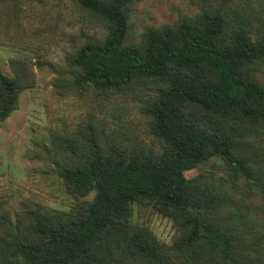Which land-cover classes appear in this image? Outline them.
I'll return each mask as SVG.
<instances>
[{
    "label": "trees",
    "instance_id": "16d2710c",
    "mask_svg": "<svg viewBox=\"0 0 264 264\" xmlns=\"http://www.w3.org/2000/svg\"><path fill=\"white\" fill-rule=\"evenodd\" d=\"M72 1L80 13L98 17L109 29L102 42H87L73 55L78 80L99 91L133 80L156 84L160 92L146 110L163 154L111 156L93 133L66 137L62 150L72 160L60 165L61 176L73 190H94L93 199L80 202L65 221L36 224L31 239L16 249L0 244V264H12V252H20L24 264H96L92 248L112 234L149 264H176L159 254L146 228L128 225L129 205L151 201L192 220L188 207H206L205 202L223 195L221 186L184 174L186 166L208 155L223 159L233 171L258 177L260 169L249 152L235 144L240 133L264 130V86L248 71L264 62V34L252 39L248 27L219 9H206L195 17L183 15L172 25L148 28L140 43H128L131 0ZM9 65L12 75L0 72V121L35 81L29 62L12 57ZM193 224L175 242L189 264L207 252L214 256L212 264L235 255L233 235L209 221Z\"/></svg>",
    "mask_w": 264,
    "mask_h": 264
},
{
    "label": "rangeland",
    "instance_id": "374dc122",
    "mask_svg": "<svg viewBox=\"0 0 264 264\" xmlns=\"http://www.w3.org/2000/svg\"><path fill=\"white\" fill-rule=\"evenodd\" d=\"M206 9H219L248 27L252 39L264 34V0H131L127 42L140 43L148 28L172 25L183 15L195 17ZM108 32L103 20L80 13L72 0H0V72L13 74L12 57L29 62L35 71L33 85L20 92L16 108L0 121V244L4 249H16L31 239L36 224L65 221L80 202L93 199L94 190H73L61 176L60 165L72 160L62 150L66 137L93 133L111 156L163 154L146 110L148 101L160 92L156 84L133 80L99 91L78 80L73 55L87 42H102ZM248 71L264 86V62ZM237 136L235 145L249 152L260 169L258 177L233 171L212 155L186 166L187 178L204 177L223 189L222 197L205 202L206 207H188L192 220L151 201L135 200L129 205L128 225L146 228L159 254L176 264H189L175 242L194 220L214 223L235 237V255L218 264L264 260V130ZM112 235L103 236L92 248L96 264H149L128 242ZM8 257L12 264H24L20 252ZM212 259L207 252L191 264H212Z\"/></svg>",
    "mask_w": 264,
    "mask_h": 264
}]
</instances>
